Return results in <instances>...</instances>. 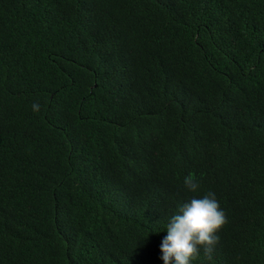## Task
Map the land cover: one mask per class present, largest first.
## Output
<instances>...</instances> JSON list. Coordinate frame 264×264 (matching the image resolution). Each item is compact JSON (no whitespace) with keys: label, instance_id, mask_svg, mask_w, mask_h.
Returning a JSON list of instances; mask_svg holds the SVG:
<instances>
[{"label":"trees","instance_id":"16d2710c","mask_svg":"<svg viewBox=\"0 0 264 264\" xmlns=\"http://www.w3.org/2000/svg\"><path fill=\"white\" fill-rule=\"evenodd\" d=\"M208 192L191 264H264V0H0V264H163Z\"/></svg>","mask_w":264,"mask_h":264},{"label":"clouds","instance_id":"9594fccd","mask_svg":"<svg viewBox=\"0 0 264 264\" xmlns=\"http://www.w3.org/2000/svg\"><path fill=\"white\" fill-rule=\"evenodd\" d=\"M32 108L39 111V104L34 103ZM183 183L191 192L200 187L192 174L186 176ZM226 223V213L220 208L215 193L208 192L202 198L191 199L168 219L167 234L160 245V259L163 264H191L201 248L205 257L211 259L219 241L217 232Z\"/></svg>","mask_w":264,"mask_h":264}]
</instances>
